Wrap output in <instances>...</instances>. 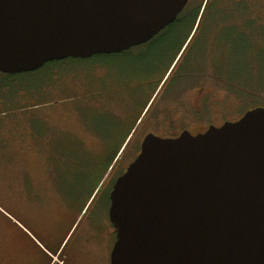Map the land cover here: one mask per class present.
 <instances>
[{"label":"water","instance_id":"95a60500","mask_svg":"<svg viewBox=\"0 0 264 264\" xmlns=\"http://www.w3.org/2000/svg\"><path fill=\"white\" fill-rule=\"evenodd\" d=\"M185 2L0 0V72L128 50ZM109 200L110 264H264V107L197 135H147Z\"/></svg>","mask_w":264,"mask_h":264},{"label":"flooded vegetation","instance_id":"af4514ba","mask_svg":"<svg viewBox=\"0 0 264 264\" xmlns=\"http://www.w3.org/2000/svg\"><path fill=\"white\" fill-rule=\"evenodd\" d=\"M117 54L131 57L134 85L144 92L136 112L125 118L116 138L101 150L97 165L85 175L87 179L78 181L74 192L80 197L61 196L53 185L49 200L30 211L29 219L21 218L17 239L8 240L9 259L1 264H67L70 240L64 245L65 240L95 192L109 188L110 193L116 178L125 171L129 164L111 178L133 140L137 156L149 134L161 138H175L183 132L197 135L236 121L250 110L244 111V107L240 116L228 118L220 114L219 107L223 106V112L233 108L225 97L234 90L235 80L246 83L264 76V0H186L175 18L148 41ZM243 90L249 91L246 84ZM220 92L222 98H218ZM146 121L150 127L142 130ZM105 200L108 222L101 217L100 229L113 236L110 264L116 231L108 216L109 195ZM86 229V237L99 231L95 223ZM91 238L78 249L83 250L85 243L94 245L96 239ZM93 250L99 252L100 248L95 245ZM86 256L87 262L96 261L87 252Z\"/></svg>","mask_w":264,"mask_h":264},{"label":"rangeland","instance_id":"374dc122","mask_svg":"<svg viewBox=\"0 0 264 264\" xmlns=\"http://www.w3.org/2000/svg\"><path fill=\"white\" fill-rule=\"evenodd\" d=\"M131 67V57L105 54L39 73H19L13 80L0 72V264L8 258V240L17 239L21 218L29 219L30 211L49 200L51 186L61 196L80 197L76 193L78 181L91 174L101 150L116 138L125 118L136 112L143 98L144 92L134 85ZM245 84L249 91L243 90ZM225 99L233 108L223 112L221 106L219 111L228 118L264 107V76L246 83L235 80L234 90ZM149 127L146 121L140 128ZM137 150L133 140L111 178L123 171ZM108 195L109 188L96 191L79 215L64 242L70 240L67 264H92L87 262L86 252L96 258L93 264H108L113 236L100 229L101 217L108 222ZM93 223L99 231L86 237V228ZM89 238L96 239L95 244L89 247L85 243L79 250ZM95 245L99 252L93 250ZM10 251L14 257L12 245Z\"/></svg>","mask_w":264,"mask_h":264},{"label":"trees","instance_id":"16d2710c","mask_svg":"<svg viewBox=\"0 0 264 264\" xmlns=\"http://www.w3.org/2000/svg\"><path fill=\"white\" fill-rule=\"evenodd\" d=\"M105 54H101V55H95V56H103ZM81 59H75V58H66L63 60H59V61H51V62H47L46 64H44L40 69L33 71L34 73H39L41 71H44L46 69H53V68H57V66L59 65H64V66H69L72 62L74 61H78ZM11 78V80L15 79L14 77H17V74H12L9 75Z\"/></svg>","mask_w":264,"mask_h":264},{"label":"crops","instance_id":"0c3cea01","mask_svg":"<svg viewBox=\"0 0 264 264\" xmlns=\"http://www.w3.org/2000/svg\"><path fill=\"white\" fill-rule=\"evenodd\" d=\"M19 227V226H18Z\"/></svg>","mask_w":264,"mask_h":264}]
</instances>
